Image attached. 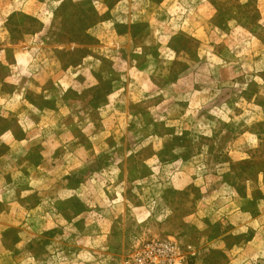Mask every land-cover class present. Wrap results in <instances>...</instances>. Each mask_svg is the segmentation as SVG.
<instances>
[{
    "label": "rangeland",
    "instance_id": "obj_1",
    "mask_svg": "<svg viewBox=\"0 0 264 264\" xmlns=\"http://www.w3.org/2000/svg\"><path fill=\"white\" fill-rule=\"evenodd\" d=\"M244 132L263 2L0 0V264H124L152 238L264 264V226L230 218Z\"/></svg>",
    "mask_w": 264,
    "mask_h": 264
},
{
    "label": "crops",
    "instance_id": "obj_2",
    "mask_svg": "<svg viewBox=\"0 0 264 264\" xmlns=\"http://www.w3.org/2000/svg\"><path fill=\"white\" fill-rule=\"evenodd\" d=\"M213 6H217L222 0H209ZM264 3V0H259ZM264 133L255 134L252 132H244L241 137L236 138L233 141L232 147L228 150V154L234 161H249V167L244 172H239L237 169H229L225 172V179H233L235 176L237 179L232 180L231 184L234 186V191H238V185L244 182L245 189L243 192L246 204H241L237 198L239 194L232 197L234 206L231 211L230 218H238L242 220L238 223L239 227L250 226L253 223L259 227L264 226ZM260 150L259 155H255V151ZM233 174V175H232ZM237 185V186H235ZM249 202V204H248ZM251 208L249 205H252ZM201 224L205 220L200 221Z\"/></svg>",
    "mask_w": 264,
    "mask_h": 264
},
{
    "label": "built area",
    "instance_id": "obj_3",
    "mask_svg": "<svg viewBox=\"0 0 264 264\" xmlns=\"http://www.w3.org/2000/svg\"><path fill=\"white\" fill-rule=\"evenodd\" d=\"M197 253L196 247L173 239H142L133 244L124 264H186Z\"/></svg>",
    "mask_w": 264,
    "mask_h": 264
}]
</instances>
